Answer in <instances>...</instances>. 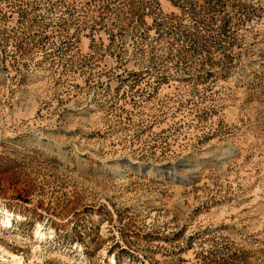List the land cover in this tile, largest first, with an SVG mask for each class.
<instances>
[{
  "label": "rangeland",
  "instance_id": "374dc122",
  "mask_svg": "<svg viewBox=\"0 0 264 264\" xmlns=\"http://www.w3.org/2000/svg\"><path fill=\"white\" fill-rule=\"evenodd\" d=\"M0 264H264V0H0Z\"/></svg>",
  "mask_w": 264,
  "mask_h": 264
}]
</instances>
